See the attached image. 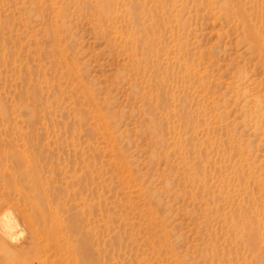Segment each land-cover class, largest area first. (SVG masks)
Listing matches in <instances>:
<instances>
[{
	"label": "rangeland",
	"instance_id": "1",
	"mask_svg": "<svg viewBox=\"0 0 264 264\" xmlns=\"http://www.w3.org/2000/svg\"><path fill=\"white\" fill-rule=\"evenodd\" d=\"M6 217L0 264H264V0H0Z\"/></svg>",
	"mask_w": 264,
	"mask_h": 264
},
{
	"label": "bare ground",
	"instance_id": "2",
	"mask_svg": "<svg viewBox=\"0 0 264 264\" xmlns=\"http://www.w3.org/2000/svg\"><path fill=\"white\" fill-rule=\"evenodd\" d=\"M17 223V222H16ZM13 229H14V223L10 222L7 220V217H6V220H2L0 222V234L2 236H4V239L7 238V236H10V234H13ZM15 234V233H14ZM9 238H7L6 240H8ZM10 241V240H9ZM8 241V242H9ZM32 242H30L29 244H31ZM28 246L27 245H21L17 248V250H21V249H26Z\"/></svg>",
	"mask_w": 264,
	"mask_h": 264
}]
</instances>
